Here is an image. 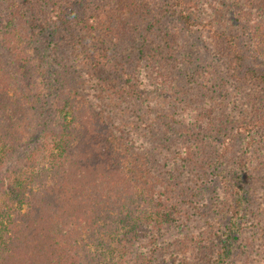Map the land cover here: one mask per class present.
Segmentation results:
<instances>
[{"label": "trees", "instance_id": "trees-1", "mask_svg": "<svg viewBox=\"0 0 264 264\" xmlns=\"http://www.w3.org/2000/svg\"><path fill=\"white\" fill-rule=\"evenodd\" d=\"M224 1L0 0V264H264V0Z\"/></svg>", "mask_w": 264, "mask_h": 264}, {"label": "rangeland", "instance_id": "rangeland-1", "mask_svg": "<svg viewBox=\"0 0 264 264\" xmlns=\"http://www.w3.org/2000/svg\"><path fill=\"white\" fill-rule=\"evenodd\" d=\"M193 15L201 16L204 18L207 17L210 21L217 23L218 25H220L223 28H226L227 30L238 28L236 25L237 23L232 22L234 18V12L233 10H230V7L227 5L226 1L224 0H218V2H214L212 5H208V6H202L201 4H199L196 6V10L194 11ZM190 36L192 37L193 40H198L199 42L201 41V38H202L200 33H195ZM171 93L172 92H170L167 95H164V97H156V99L162 100L160 102L161 106H159L160 108H158V112L164 111L163 113H161L163 117H168L167 115L165 116V112L171 109L169 112L171 113L170 116L162 121V122L167 123V126H166L167 128L164 126L165 128L164 134L167 135L168 139L175 140L176 142H178V140H181L182 138L185 137V135H183L185 133L184 132L185 125L183 121L181 120V118L177 116L175 109L176 108L181 109L183 107L185 108L187 104H186V100L180 101L178 105H176L177 102L172 103V97L170 96ZM176 93L178 95L180 94L178 90ZM262 188L264 189V187ZM254 200L259 203L261 208L258 207V211H256L257 212L256 215L259 220V223H258V226L254 228L255 229L254 235L251 234L252 236H250V238L251 239L254 238L255 239L254 244L258 247L259 246L261 247V244L264 238L260 236V233H259L260 231L258 229H262L264 227V191L262 195H255ZM237 252L239 253V251H235L234 254L237 255Z\"/></svg>", "mask_w": 264, "mask_h": 264}]
</instances>
